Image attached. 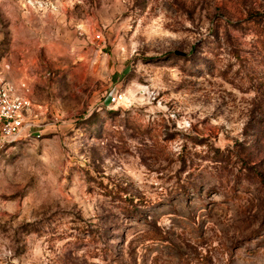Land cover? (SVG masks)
Wrapping results in <instances>:
<instances>
[{
    "label": "rangeland",
    "instance_id": "1",
    "mask_svg": "<svg viewBox=\"0 0 264 264\" xmlns=\"http://www.w3.org/2000/svg\"><path fill=\"white\" fill-rule=\"evenodd\" d=\"M0 69V264H264V0H0Z\"/></svg>",
    "mask_w": 264,
    "mask_h": 264
},
{
    "label": "built area",
    "instance_id": "2",
    "mask_svg": "<svg viewBox=\"0 0 264 264\" xmlns=\"http://www.w3.org/2000/svg\"><path fill=\"white\" fill-rule=\"evenodd\" d=\"M124 98L123 91H115L109 96L113 103ZM32 108L29 82L11 80L0 69V148L32 129L35 125L30 121Z\"/></svg>",
    "mask_w": 264,
    "mask_h": 264
},
{
    "label": "trees",
    "instance_id": "3",
    "mask_svg": "<svg viewBox=\"0 0 264 264\" xmlns=\"http://www.w3.org/2000/svg\"><path fill=\"white\" fill-rule=\"evenodd\" d=\"M128 200H132V197H127Z\"/></svg>",
    "mask_w": 264,
    "mask_h": 264
}]
</instances>
